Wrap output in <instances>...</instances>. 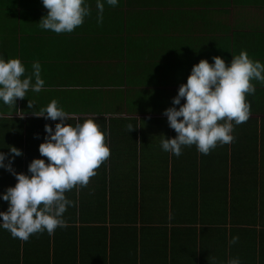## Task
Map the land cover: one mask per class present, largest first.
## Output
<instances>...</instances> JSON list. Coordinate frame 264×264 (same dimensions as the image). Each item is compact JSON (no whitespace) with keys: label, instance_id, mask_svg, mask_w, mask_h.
<instances>
[{"label":"crops","instance_id":"crops-1","mask_svg":"<svg viewBox=\"0 0 264 264\" xmlns=\"http://www.w3.org/2000/svg\"><path fill=\"white\" fill-rule=\"evenodd\" d=\"M86 2L90 14L84 22L58 34L39 26L47 12L41 0H0V57L19 58L26 75L38 61L45 82L14 106L0 102V151L8 153L11 145L38 154L44 125L54 127L58 120L32 111L54 99L69 115L65 123L92 119L107 130L109 156L121 167L135 160V167L147 170L184 169L182 204L159 184L151 204L142 208L152 217L183 215L182 226L188 228L183 239L195 248V259L180 263L176 258L175 263L227 264L238 257L240 264H264V84L251 81L255 92L245 95L248 119L233 124L232 142L218 143L206 155L195 145L182 146L179 156L160 146L163 136L176 135L162 113L173 106L172 97L193 64L220 56L227 65L242 50L264 63V0H119L116 6L104 5L99 23L96 0ZM124 119L135 120V133L115 123ZM24 165L22 155L12 160L14 169ZM15 182L0 168V193ZM157 248L136 264H166L162 246ZM117 252L115 257L125 258L121 249ZM185 255L191 257V251ZM46 262L44 243L22 241L0 229V264Z\"/></svg>","mask_w":264,"mask_h":264},{"label":"clouds","instance_id":"clouds-1","mask_svg":"<svg viewBox=\"0 0 264 264\" xmlns=\"http://www.w3.org/2000/svg\"><path fill=\"white\" fill-rule=\"evenodd\" d=\"M118 2L96 0L97 23L103 18L104 5L116 6ZM41 3L47 12L40 18L39 26L58 34L72 32L90 14L86 0H41ZM31 68V74L26 75L19 58L0 57V102L14 106L16 99L24 98L29 89L41 90L45 82L39 62L33 61ZM253 79L264 84V63L253 61L243 50L232 56L227 65L220 56H213L212 63L200 59L193 64L186 82L178 86L172 97L173 106L163 110L168 126L176 135L163 136L161 149L179 156L182 146L195 145L197 151L206 155L218 143L232 142L233 124L248 119L249 104L245 95L255 92ZM28 107L33 109L29 100ZM32 114L58 120L54 127L44 125L46 135L38 145L40 156L46 157L47 162L33 158L27 165L28 174L16 172L12 160L22 155L21 150L10 145L8 153L0 151V168L16 180L0 193V200L7 202L6 210L0 211V229L22 241L34 233L46 231L52 235L57 227H65L63 213L74 203L66 198L65 192L76 185L86 186L96 174L95 169L110 155L105 143L107 130L101 131L92 119L75 125L65 123L69 115L56 100ZM236 239L233 237L230 243ZM227 264H240V260L230 258Z\"/></svg>","mask_w":264,"mask_h":264},{"label":"trees","instance_id":"trees-1","mask_svg":"<svg viewBox=\"0 0 264 264\" xmlns=\"http://www.w3.org/2000/svg\"><path fill=\"white\" fill-rule=\"evenodd\" d=\"M130 106L129 103V110ZM115 123L135 133V120ZM25 148L22 158L26 165L15 170L28 174V163L40 158V153ZM110 156L95 169L96 174L89 178L86 186L76 185L65 192L66 198L74 202L63 213L65 227H57L52 235L45 231L29 236L33 243L45 244L46 264H136L157 244V249L162 246L164 250L166 264H177L176 258L180 263H193L192 255L196 250L183 239L188 234V228L182 226L183 215L152 217L142 211L144 205L152 202L153 188L160 185L165 192L171 189L174 198L179 196L182 204L184 169L157 167L147 170L135 167V160L134 165L123 168ZM41 158L47 162L46 157ZM193 203L194 209L197 202ZM5 206L6 201H0V207L4 209ZM118 249L125 258L115 257ZM189 250L191 257L185 255Z\"/></svg>","mask_w":264,"mask_h":264},{"label":"rangeland","instance_id":"rangeland-1","mask_svg":"<svg viewBox=\"0 0 264 264\" xmlns=\"http://www.w3.org/2000/svg\"><path fill=\"white\" fill-rule=\"evenodd\" d=\"M155 197H157V196H155Z\"/></svg>","mask_w":264,"mask_h":264}]
</instances>
